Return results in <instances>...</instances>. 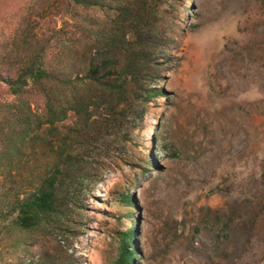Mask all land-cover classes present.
<instances>
[{"label": "rangeland", "instance_id": "rangeland-1", "mask_svg": "<svg viewBox=\"0 0 264 264\" xmlns=\"http://www.w3.org/2000/svg\"><path fill=\"white\" fill-rule=\"evenodd\" d=\"M34 2L0 0V47L19 48L26 19V36L44 31L49 19L52 49H74L83 59L98 12L45 0L41 16ZM167 21V57L150 84L162 94L128 142L106 141L104 175L83 196L77 232H38L41 246L80 264H113L117 231L135 224V264H264V0H176ZM30 99L24 111L39 117L42 97ZM1 104H21L3 81ZM144 148L152 163L139 158ZM50 160L44 144L0 146V264L25 258L7 213ZM126 191L131 201L117 205Z\"/></svg>", "mask_w": 264, "mask_h": 264}, {"label": "trees", "instance_id": "trees-1", "mask_svg": "<svg viewBox=\"0 0 264 264\" xmlns=\"http://www.w3.org/2000/svg\"><path fill=\"white\" fill-rule=\"evenodd\" d=\"M44 1L35 0V14L44 15L39 12L49 6ZM56 1L64 8L77 5L98 12L90 20L91 45L83 59L74 49L64 54L52 49L49 19L44 31L30 36L24 34L30 24L26 19L19 48L0 47V81L21 103L0 105V146L18 149L40 143L51 156L31 189L15 194L7 213L19 233L15 246L25 253L26 261L19 264H80L72 253L43 250L38 234L63 237L77 232L83 196L104 175L106 141L113 137L119 144L128 142L131 127L142 119L149 101L162 94L161 87L150 84L159 76V58L167 57L162 56L171 40L167 17L176 0ZM34 95L43 100L39 117L24 111ZM139 158L152 163L151 149H142ZM132 197L126 191L116 204L128 205ZM134 233L135 224L117 231L113 264H135Z\"/></svg>", "mask_w": 264, "mask_h": 264}]
</instances>
